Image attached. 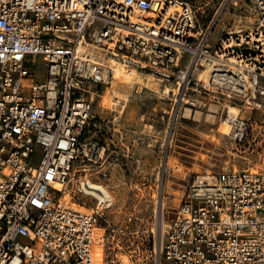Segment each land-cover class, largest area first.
<instances>
[{
	"label": "built area",
	"instance_id": "built-area-1",
	"mask_svg": "<svg viewBox=\"0 0 264 264\" xmlns=\"http://www.w3.org/2000/svg\"><path fill=\"white\" fill-rule=\"evenodd\" d=\"M228 2L205 25L193 0H0V264H264V170L248 169L264 167V0L214 37ZM203 60L235 94L258 76L228 134L247 164L192 174L159 238L115 214L109 179L133 151L94 95L117 68L148 71L173 88L171 121L226 98L194 77Z\"/></svg>",
	"mask_w": 264,
	"mask_h": 264
},
{
	"label": "rangeland",
	"instance_id": "rangeland-1",
	"mask_svg": "<svg viewBox=\"0 0 264 264\" xmlns=\"http://www.w3.org/2000/svg\"><path fill=\"white\" fill-rule=\"evenodd\" d=\"M221 1L193 0L202 24L209 22ZM253 7L251 0H229L216 26L214 37H218L230 25L251 26L258 18ZM156 79L155 87H146L115 76L112 84L103 87L104 92H98L103 96L96 93L94 99L97 111L115 117L119 128L128 131V141L133 151L129 162L132 175L129 171L127 174L114 172L109 179L117 202L118 210L115 214L120 217L129 211L137 212L142 218V227L149 232L154 229L160 238L162 232L157 228L155 200L162 182L166 228L182 200L192 174H216L236 165L238 168L243 167L247 163L232 150L236 145L231 142L230 136L218 132L219 119L228 110L224 102L231 103L233 100L219 98V102H213L204 109L193 108L190 116L184 115L183 108L179 117L170 121L162 112L169 104V98L164 96L162 89L172 86ZM107 97L111 102L106 104ZM116 99L119 102L114 104ZM242 111L239 116H247L251 110L244 108ZM168 142L170 147L167 146ZM137 159L142 163L139 169H136L139 163ZM169 164L179 167L174 168ZM251 164L255 165V162L252 160ZM134 180H137L138 187L130 186Z\"/></svg>",
	"mask_w": 264,
	"mask_h": 264
},
{
	"label": "bare ground",
	"instance_id": "bare-ground-1",
	"mask_svg": "<svg viewBox=\"0 0 264 264\" xmlns=\"http://www.w3.org/2000/svg\"><path fill=\"white\" fill-rule=\"evenodd\" d=\"M44 64H45V60L43 61V70L45 69ZM211 70H212V62H208V61L203 60V61H200L193 68V75L197 79L198 82H201V83L207 85L212 90H215V91L225 95L226 96L225 99L229 100L230 97L236 99L233 101H231V99H230L229 101H231V103L228 101L224 102L228 110L219 119L218 132L221 133L223 136H227L228 134L231 133L232 125H233L235 119L240 115V113L243 112L242 110H244V108H251L250 106L256 98V85L258 82V76L254 72H251V71L247 72V76H248V80H249L250 85L247 86L245 89H242L241 94H235L233 92H230L227 89H219L218 87L210 84ZM115 76H117L119 79L129 81L130 83H133V84L137 83V84H140V85L146 86V87H153V86L155 87L154 82H157L156 77L152 76L151 73H146L144 71L137 70V69L123 70V69L117 68L115 71ZM155 90H157V88ZM158 90L160 91V89H158ZM172 90H173L172 87H166L165 89L164 88L162 89V93L166 97L167 95H170ZM105 99H106V101H105L106 104L111 102V99H109L108 97ZM240 101H242V102H240ZM113 102H114V104H117L119 101L116 99V101H113ZM232 102H234V103H232ZM191 112H192V109L190 107H186L184 115L190 116ZM180 114H181V112H180ZM179 115H178V117H179ZM167 146L170 147L169 142L167 143ZM251 162H252V160L249 161V168H248L250 171L264 170V167L260 163L257 164V162H255V165H252ZM169 166H172L174 168L179 167L178 165H175V164H172V165L169 164ZM234 169H238L237 165L234 166ZM162 181H163V179H162ZM57 186L59 188L61 187L60 184H57ZM160 188L161 189H160L159 195L156 196L155 202H156V213L158 216L157 228L159 230H161V232L163 233V230L165 228L164 215H165V209H166V206L164 204L165 192H164L163 182H162V187L160 186ZM114 199L116 202L115 195H114Z\"/></svg>",
	"mask_w": 264,
	"mask_h": 264
}]
</instances>
